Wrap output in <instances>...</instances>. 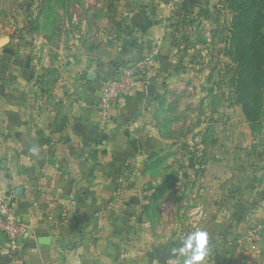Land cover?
Listing matches in <instances>:
<instances>
[{
    "label": "crops",
    "instance_id": "1",
    "mask_svg": "<svg viewBox=\"0 0 264 264\" xmlns=\"http://www.w3.org/2000/svg\"><path fill=\"white\" fill-rule=\"evenodd\" d=\"M175 1L125 0L106 8L95 17L97 38L89 39L83 24L55 25L51 0H0V189L24 232L16 248L0 232V264H161L157 247L169 252L168 264H183L171 249L180 246L176 233L184 222L168 228V195L213 194L212 211L231 203L264 208V122L250 142L258 168L241 172L245 181L236 191L209 181L211 166L243 162L247 151L252 126L231 121V103L209 112L223 119L198 124L191 138L170 137L158 120L166 91L188 76L208 82L215 63L206 48L210 33L206 44L196 38L191 49L180 45L185 15L174 10ZM156 41L162 46L153 93L151 84L139 87L101 121L98 103L114 68ZM213 92L207 85L196 97L209 102ZM169 94L179 97L178 90ZM232 146L239 151L233 159ZM202 178L207 189L198 184ZM224 179L230 183L231 174ZM225 213L227 219L208 212L200 223V231L209 222L213 229L208 264H263L264 220ZM242 241H256V248L235 249Z\"/></svg>",
    "mask_w": 264,
    "mask_h": 264
},
{
    "label": "rangeland",
    "instance_id": "2",
    "mask_svg": "<svg viewBox=\"0 0 264 264\" xmlns=\"http://www.w3.org/2000/svg\"><path fill=\"white\" fill-rule=\"evenodd\" d=\"M48 0H45L47 3ZM117 0H51V3H47L48 8L52 9V12H55V25L57 27L64 28L67 27H78L80 24L89 29L90 32L87 33V37L97 38V33L95 32V27L97 26V15L100 13H105L107 9H117L116 4L122 6L125 0H118L119 3H116ZM248 0H176L174 5V10L177 13H182L185 15L183 21L178 22V26L183 30V33H178V38L180 45L183 47H188L191 49L195 45L196 38L199 39L200 43L206 44L205 37L208 33V36L212 39L209 43L212 44V47L206 48L213 51L215 54L213 56L214 68L210 71L213 73L211 79H206L202 81V78H196L195 76H188L183 82H177L175 86H171V90L166 91L165 103L163 105V113L158 119L161 123L167 124L168 135L176 136V134H181L183 137H192L193 128L201 123H212L213 121L223 119L221 114L214 113L211 117L209 112L217 111L219 106L223 104L228 106L230 103L233 106V111L231 114V121L239 124V121L249 122L245 115L252 114L253 110H257V106L253 103V94L258 91L257 86H253V83H249L251 80V68L254 67L255 59H264V41L260 44L259 48L256 49L252 56L247 55V48L251 43V38L253 37L252 33L249 32L248 25H244L245 14V4ZM260 1V0H258ZM46 5V6H47ZM50 5V6H49ZM107 8V9H106ZM258 13H260L262 18L259 19V24L256 27V20L252 19L250 26L253 27V32L256 34L257 39H261V35H264V6H258ZM256 17V12H254ZM74 21V22H73ZM248 22V21H247ZM71 24V26H68ZM72 29V28H71ZM91 30L93 32H91ZM70 37L69 34H60L59 37ZM73 36H76L74 34ZM248 37L245 42L240 41V37ZM6 42V41H5ZM240 47V48H239ZM242 52L245 55L243 62L240 64L239 56L237 52ZM225 58V63L223 62ZM251 61V68L247 67V62ZM239 66L242 69V104L244 102L246 110H244L243 105L238 101L235 79L238 77ZM213 71V72H212ZM207 76V75H206ZM186 86H185V85ZM213 87L214 96L209 99V102L202 98L196 97L203 89H206V86ZM250 87V89H249ZM177 91L179 97L174 95H168L170 91ZM225 95V96H224ZM250 95V97H249ZM240 108V109H239ZM216 114V115H215ZM229 120V119H228ZM259 131L254 129L251 130V134H248L245 139L248 142V147L246 153L243 151L244 160L243 162H221L215 163L214 166H211L209 174V181L214 180L215 183L219 186L226 185L230 187L233 186V189L238 191L240 189L239 183L245 181V178H241L243 173H246V176H250L252 171H256L258 168L254 161L251 158H256V151L250 147V142L254 141ZM262 133V132H261ZM216 147L214 148V150ZM225 150V148H223ZM233 149V151H232ZM231 158L232 156L239 155V151L235 149V146H232ZM229 151V154L231 153ZM216 153L222 155V148H217ZM208 156V154H207ZM233 159V158H232ZM172 162V160H171ZM205 165V170L208 167V162L203 163ZM243 172V173H241ZM231 174V182L225 183V175ZM215 175V177H214ZM241 175V176H240ZM213 178V179H211ZM185 183H189V179H185ZM229 181V180H228ZM198 184L200 187L207 189L208 182L205 178L198 179ZM229 184H231L229 186ZM243 185V183H242ZM186 186H190L186 185ZM189 187V190H192ZM202 190V189H201ZM224 194L215 195L223 198ZM170 194L168 198L171 199L168 201L167 209L164 211L166 215V222L169 229H175L174 223L183 220L181 227L177 231L176 235H179L178 243L181 244L180 238L189 235L190 233L200 230V223L203 221L206 213L215 212L222 219H227L228 213H234V217L238 220H243L248 218L250 220H255L258 217H261L264 220V208L262 209H253V208H240L237 206L233 207V203L229 204V208L226 206L225 210L213 209L211 208V198L213 194L208 195L207 193L195 195L192 192H186L182 194ZM237 196L239 194L237 193ZM191 206H201L190 209H183L182 205ZM230 206L232 208L230 209ZM228 208V209H227ZM205 232L209 235V240L212 238V224L209 222ZM237 235V234H236ZM235 235V236H236ZM256 241L250 242L242 241L239 245L233 246L237 250L243 248L247 249V244H250L251 249L256 248ZM249 246V245H248ZM242 247V248H241ZM255 247V248H254ZM261 253L264 254V248ZM264 264V260H263Z\"/></svg>",
    "mask_w": 264,
    "mask_h": 264
},
{
    "label": "built area",
    "instance_id": "3",
    "mask_svg": "<svg viewBox=\"0 0 264 264\" xmlns=\"http://www.w3.org/2000/svg\"><path fill=\"white\" fill-rule=\"evenodd\" d=\"M161 46V41H156L150 50L139 59L114 68L113 75L106 83L98 103L101 121L110 120L112 109L118 101L131 95L139 87L151 84L156 79ZM0 232L13 248H16L24 233L11 197L1 189Z\"/></svg>",
    "mask_w": 264,
    "mask_h": 264
},
{
    "label": "trees",
    "instance_id": "4",
    "mask_svg": "<svg viewBox=\"0 0 264 264\" xmlns=\"http://www.w3.org/2000/svg\"><path fill=\"white\" fill-rule=\"evenodd\" d=\"M262 5L264 6V0H248L245 4V10L243 13V16L245 14V18L247 19L244 21V25H248L249 32L252 33L253 37L251 38V44L249 46H246L247 48V55L246 56H252L253 52L259 48L260 44L264 41V35H261V39L258 40L256 34L253 32V27L249 24L251 23L252 19L256 20V27L259 24V19L262 18L263 15L258 13V6ZM254 12H256V17L254 16ZM248 21V22H247ZM248 37H240V41L245 42ZM240 48V47H239ZM237 55L239 56V62H243V59L245 55L240 51H236ZM254 67L251 68V61L247 62V67L249 69L251 68L252 74H251V80L250 84L253 83V86H257L258 91H256L253 94V103L255 106H257V110H253L252 114H247L245 111V115L247 119L249 120L252 129H260L262 127V124L264 122V59H255ZM235 86H236V93L238 97V101L242 102V69L239 66V73L237 79H235ZM250 89V87H249ZM250 97V95H249ZM242 104V103H241ZM243 108L246 110L245 104L243 102Z\"/></svg>",
    "mask_w": 264,
    "mask_h": 264
},
{
    "label": "clouds",
    "instance_id": "5",
    "mask_svg": "<svg viewBox=\"0 0 264 264\" xmlns=\"http://www.w3.org/2000/svg\"><path fill=\"white\" fill-rule=\"evenodd\" d=\"M181 244L178 248H172L173 255L183 256V264H208L210 252L209 236L205 231H194L180 238Z\"/></svg>",
    "mask_w": 264,
    "mask_h": 264
},
{
    "label": "water",
    "instance_id": "6",
    "mask_svg": "<svg viewBox=\"0 0 264 264\" xmlns=\"http://www.w3.org/2000/svg\"><path fill=\"white\" fill-rule=\"evenodd\" d=\"M93 76H94V74L90 73L89 77H93ZM153 88H154V84L149 85L150 94L153 93ZM44 242L48 243V240H44ZM155 252H156L161 264H168L169 252L166 249L157 247V248H155Z\"/></svg>",
    "mask_w": 264,
    "mask_h": 264
}]
</instances>
